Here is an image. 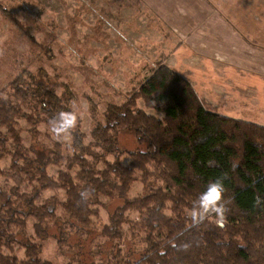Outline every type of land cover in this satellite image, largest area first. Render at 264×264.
Segmentation results:
<instances>
[{"label":"trees","instance_id":"obj_1","mask_svg":"<svg viewBox=\"0 0 264 264\" xmlns=\"http://www.w3.org/2000/svg\"><path fill=\"white\" fill-rule=\"evenodd\" d=\"M0 13L41 48L13 12L0 5ZM72 97L68 85L59 96L27 71L0 90V179L14 183L8 191L0 185V264H53L41 258L51 224L62 223L59 245L67 228L84 235L99 216L103 198L122 201L103 226V236L123 240L127 224L134 236L144 234L148 245L139 261L118 264H264V125L212 110L185 76L159 62L152 78L132 88L122 104L107 105L103 121L92 103L91 142L79 120L71 142L57 140L43 156L27 148L19 120L37 136L40 125L72 108ZM124 132L134 135L135 149L121 148ZM125 155L127 165L121 160ZM8 156L11 167L4 170L1 162ZM63 164L66 170L57 178L49 175L52 166ZM218 178L225 188V222L219 225L210 216L194 223L186 211ZM137 182L146 185L145 193L129 198ZM25 184L31 192L22 190ZM50 190L63 191L65 201L44 200ZM129 212L137 213V222L128 219ZM29 220L34 237L21 243ZM16 244L25 248V260L13 254Z\"/></svg>","mask_w":264,"mask_h":264},{"label":"rangeland","instance_id":"obj_2","mask_svg":"<svg viewBox=\"0 0 264 264\" xmlns=\"http://www.w3.org/2000/svg\"><path fill=\"white\" fill-rule=\"evenodd\" d=\"M0 5L13 12L15 18L32 32L41 46L37 47L28 41L0 13V90L7 88L24 71L32 73L37 81L47 83L59 96L68 85L73 93L71 107L75 102L81 112V127L87 136V143L91 142L90 131L94 125L92 103L98 111V119L103 121L107 105L122 104L132 88L152 78L159 62L180 72L183 58L194 55L190 45L177 48L176 21L162 19L152 5H145L140 0H0ZM177 62L179 70L175 69ZM180 73L184 75L182 71ZM196 73L198 80L202 79L209 86L208 74L204 77ZM192 76L191 79L194 78ZM227 104L218 112L228 114V117L264 124V115L256 117L235 114L244 111L241 108L246 102ZM139 107L145 109L142 101ZM147 112L162 118L154 111ZM19 123L27 148L32 146L39 156L53 150V142L57 140L48 125H40V134L33 136L29 133L30 126L24 120H19ZM119 139L124 150L137 147L134 135L130 132L122 133ZM64 141L69 143L71 138ZM10 150H13L12 147ZM64 153L70 155L67 151ZM108 160L112 161L113 158L108 157ZM121 160L127 165L130 158L125 155ZM1 167L9 170L11 157L5 158ZM65 170V164L61 167L52 166L49 175L57 178L59 172ZM0 185L8 191L14 183L1 178ZM145 188L144 183H135L129 198L143 195ZM22 190L31 192L32 187L25 184ZM54 196L61 201L66 199L63 191L50 190L43 193L44 200ZM102 204L104 206L99 208V216L92 219V226L87 228V233L81 235L67 228L64 236L66 241L62 245H59L63 236L62 223L53 222L50 238L41 242V258L53 264H118L126 260L139 261L148 247L145 235L134 236L130 226L125 224L123 240H111L103 236V226L110 223V216L122 201L103 198ZM189 213L186 211L185 214L190 216ZM166 214L170 216L171 210L168 209ZM127 215L131 222L138 221L137 213L129 212ZM58 216L62 220L61 209L58 210ZM33 224V220L27 222L25 234L18 241L23 243L32 240ZM25 251L21 244H16L13 254L19 260H25ZM5 254L10 255L11 252L5 250Z\"/></svg>","mask_w":264,"mask_h":264},{"label":"crops","instance_id":"obj_3","mask_svg":"<svg viewBox=\"0 0 264 264\" xmlns=\"http://www.w3.org/2000/svg\"><path fill=\"white\" fill-rule=\"evenodd\" d=\"M140 1L162 19L176 21L177 48L187 44L194 52L183 58L180 72L207 104L218 112L227 103L244 101V111L235 114L264 115V0ZM196 72L208 74L209 86Z\"/></svg>","mask_w":264,"mask_h":264},{"label":"clouds","instance_id":"obj_4","mask_svg":"<svg viewBox=\"0 0 264 264\" xmlns=\"http://www.w3.org/2000/svg\"><path fill=\"white\" fill-rule=\"evenodd\" d=\"M161 116L164 113H160ZM81 117L78 106L73 102L72 108L68 111H60L48 124L49 131L58 141L71 138L73 130L77 127ZM225 188L222 179L210 181L190 209V217L194 223H201L210 216L216 217V222L223 225L226 219L227 208L224 204ZM87 191L82 196H87Z\"/></svg>","mask_w":264,"mask_h":264}]
</instances>
